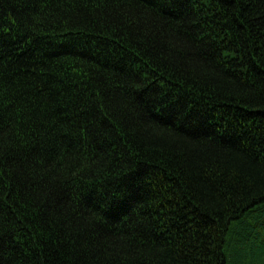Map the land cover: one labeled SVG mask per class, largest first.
I'll list each match as a JSON object with an SVG mask.
<instances>
[{"label": "trees", "instance_id": "16d2710c", "mask_svg": "<svg viewBox=\"0 0 264 264\" xmlns=\"http://www.w3.org/2000/svg\"><path fill=\"white\" fill-rule=\"evenodd\" d=\"M0 264H264V0H0Z\"/></svg>", "mask_w": 264, "mask_h": 264}]
</instances>
